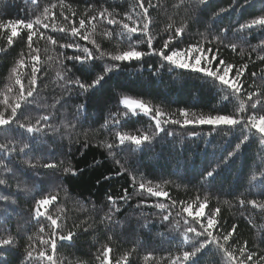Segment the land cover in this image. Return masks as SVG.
Masks as SVG:
<instances>
[{"label": "trees", "instance_id": "16d2710c", "mask_svg": "<svg viewBox=\"0 0 264 264\" xmlns=\"http://www.w3.org/2000/svg\"><path fill=\"white\" fill-rule=\"evenodd\" d=\"M64 2L71 9L65 8V13L71 16L75 12L74 19L78 21L85 13L93 15L101 8L114 9L120 13L117 18H122L135 0ZM51 3L57 4L53 11L59 13V0H38V4H33L32 0H0V24L7 25L17 20L27 22ZM151 3L154 5L149 9L153 47L162 45L171 31L169 24L172 30L186 25L183 35L173 42V47L184 49L199 42L203 47L219 48V57L234 64V71L242 64L248 65L240 77L245 90L264 88V61L258 59L259 55H264V45L260 43L264 41V31L257 28L246 38L237 32L241 24L264 11V0H210L207 5L199 6L196 0H151ZM225 8L229 11L215 15ZM96 23L97 30L92 38L102 50L115 52L118 44L123 49L129 43H137L138 50L147 51L143 36L134 35L132 41L120 40L115 34L119 31L118 26L108 25L106 21ZM17 31L13 45L8 46L7 36L11 30L0 29V48L6 49L0 52V111L5 110L2 103L5 95L10 103H15L12 98L18 94L19 85L14 86L12 92H7L9 84H14V77L11 81L9 79L11 69L17 67V75H21L27 86L31 66L37 63L28 56L26 29L18 26ZM105 31H113V36L103 35ZM48 34L60 43L73 39L64 33ZM217 35L221 36L220 41L214 38ZM75 39L82 46L93 48L88 41ZM34 41V46L40 49L37 87L33 97L29 98L31 103L18 110V118L26 124H35L43 115L50 119L41 120L39 127L42 131L34 135L23 130L7 136L0 134V144H8L9 148L15 149L11 153H0L10 157L11 163L8 159L4 163L13 169V172H8L0 168V179L7 181V186H0V195L9 197L7 201H0V238L11 235L14 240L11 246L0 248V260L6 264H27L25 252L31 250L29 246L36 250L42 247L36 237L47 239L52 230L51 222L42 216L38 223L33 219V209L37 200L49 195H56L57 200L42 207L41 211L46 210V215L58 218L59 230L75 233L70 241H58L57 264H99L95 257L105 244L112 248V259H119L123 253L129 252L130 264H168L170 256L174 257L178 250L186 247L181 239L184 227L181 217H187V213L182 212V208L188 204L195 207L205 198L208 200L206 214L217 207L221 209L219 228L230 231L233 224L237 225L230 243L238 249L247 241L249 249L264 253V227H261L264 214L250 205L244 208L239 205L240 198L264 202V193L250 184L253 174L259 177L264 172V144H260L258 139L245 143L239 154L227 164L221 159L234 150L238 133L226 135L224 131L212 130L211 125L181 127L167 124L165 131L173 133L171 136L161 132L140 147L130 142L124 145L116 142L111 153L106 147L107 143L115 141V131L119 126L113 124V118L117 113H121L119 118L123 131L139 134L154 130V121L144 114L122 115L124 110L119 101L124 96L141 99L154 109L175 114L177 118H180L181 109L205 116L228 114L234 110V103L223 100L230 91L226 86L202 73L186 69L169 71L167 66L160 68L159 57L148 55L140 61L119 62L120 68L109 73L101 85L84 92L67 80L79 78L90 83L95 73L82 76L80 63L66 59L83 53L53 46L35 37ZM230 43L237 45L236 51L226 46ZM46 47L49 49L47 53L44 52ZM254 48L256 51H252ZM22 53L25 66L20 67L16 61ZM94 63L100 70L105 63L113 62L105 57L103 61ZM58 71L64 79L59 78ZM253 72L255 77L251 75ZM5 114H10V109ZM219 127L227 129L229 126ZM190 131L200 135L190 136ZM24 143L30 145L25 149L27 155L19 152ZM48 162L57 164V167H42ZM29 163L37 166L29 167ZM68 166L76 171L75 175L64 171ZM213 168H216L214 178L205 182L206 171ZM141 182L146 187L149 182L154 188L159 185L170 198L141 194ZM125 191L129 198L120 199ZM109 196L116 198V205L111 204ZM173 201L177 202L175 206ZM158 203H164L165 209L156 207ZM117 206L118 212L115 211ZM169 211V221H162V216ZM109 215L112 216L111 221L105 219ZM187 218L191 220V217ZM177 220L181 222L179 231L173 228ZM40 224L45 226L44 233L38 231ZM146 255L152 259L146 261ZM197 259L199 264H222L221 256L211 246L198 254Z\"/></svg>", "mask_w": 264, "mask_h": 264}, {"label": "snow or ice", "instance_id": "6c2138e0", "mask_svg": "<svg viewBox=\"0 0 264 264\" xmlns=\"http://www.w3.org/2000/svg\"><path fill=\"white\" fill-rule=\"evenodd\" d=\"M33 4H38V0H32ZM197 5H207L210 0H196ZM59 7L61 11L56 13L53 11L57 8L56 3H51L45 6L40 14L36 15L29 21H12L7 25L0 24V29H10L11 34L7 36L8 46H12L14 43L13 38L18 36L17 27L22 26L26 29L27 36V47L30 50L28 56L37 61L36 64L31 66V77L28 81L27 86L22 82L21 75H17V67H13L10 73V81L14 77V84L10 83L7 92H12L14 86L19 85L18 94L13 97L15 103H10L7 95L4 96L2 103L5 105V110L0 111V134L7 136L8 134L23 130L28 134H36L41 132L42 129L39 127L40 121H48L50 117L48 115H43L36 120L35 124L24 123L18 118V110L23 106H27L31 103L30 97H33L34 92L37 87V73L40 71L39 61H40V49L34 46V37L37 39L46 40L48 44L56 46L59 45L60 48H71L77 50V53L71 56H67L66 59L70 61L79 62L81 67L79 71L82 76H90L95 73L94 78L91 82H86L83 79L73 78L67 80L69 84H75L79 89L84 92H88L91 89L96 88L101 85V82L105 80V77L112 73L114 70L120 68L119 62H131L133 60L140 61L143 57L148 55L158 56L160 59V68L168 67V70L173 69H186L195 73H202L203 76L211 78L213 81H218L220 85L226 86L228 91L224 96L223 100L229 103H234V110L228 114H216V115H197L194 112H189L187 109L179 110V117L177 118L175 114H167L159 108H153L148 103L141 99H133L129 96H124L120 99L119 103L123 106V116H135L142 112L145 116H148L155 123L154 130L149 133L145 130L143 133L130 134L123 131L122 121L119 118L121 113H117L113 118V124L119 126L115 131V141L107 143L106 147L111 150L116 147V142L119 145H124L126 142H130L132 145L137 147L146 145V143L151 142L155 139L159 133L164 132L165 135L171 136L173 133L165 131V125L167 124H178L181 127L188 125H211L212 130L224 131L227 135L229 132L232 134H237V143L234 146V150L229 151L226 156L222 157L221 162L227 164L231 158L238 155L242 150L245 143L252 139H258L260 144H264V88H253L251 91L244 89L243 81L240 79L244 71L247 69V64H242L238 69L234 71L235 65L225 61L222 57H219V48L212 49L203 47L197 42L196 44H190L188 47L181 49L179 47H173V42L177 37H181L186 29V25L176 27L172 30V25H168V29L171 30L164 39L162 45L158 48L153 47V36L150 30V25H152V19L149 13V9L153 8L154 5L151 0H135V3L130 6V10L124 12L122 18H117L120 13L115 12L113 9L110 11L108 8L99 9L96 14L88 15L85 13L82 15L78 21L74 19L76 13L72 12L71 16L67 15L64 11L68 8L70 11V6L66 5L64 0H59ZM229 9H221L216 16H219L223 12H227ZM98 21H106L108 25L118 26L119 31H116V35L120 40L125 38L128 41H132L134 35H141L145 38L147 51L138 50L137 43H129L126 48H120L117 45V50L115 52H106L101 49L99 43L96 42L92 37L95 35L97 30ZM131 22V23H129ZM260 29L264 31V11L259 15L250 19L244 24L239 26L237 30L238 33H243L244 37L255 29ZM245 30H247L245 32ZM115 31V30H114ZM225 32L228 29L224 30ZM51 32L64 33L70 35L73 39L67 43H60L55 37H53ZM103 35L107 37L113 36V31H105ZM75 38L79 40L88 41L93 45V48H88L82 46ZM217 41L222 38L220 35L214 37ZM264 45V41L260 42ZM230 47L232 51H236L237 45L235 43H230L226 45ZM264 50V49H262ZM6 49L0 48V52H4ZM49 49L46 47L44 52L47 53ZM244 49H241L243 52ZM256 51V49H252ZM215 53V54H214ZM23 53L21 58L16 61V64L20 67L25 66V59L23 58ZM107 57V60L113 63H105L102 69L98 70L96 63L94 61H103ZM183 57V59L181 58ZM50 59V57H49ZM258 59L264 61V55H259ZM158 70V69H157ZM66 71H71L67 69ZM60 79L65 77L57 72ZM253 77L256 73L251 74ZM264 79V77H262ZM10 109V114L6 115L7 110ZM139 110V112H137ZM251 110V111H250ZM227 125V129H222L219 126ZM254 130V131H253ZM211 134V130L210 133ZM190 136H199L200 133L196 131H190L188 133ZM30 145L24 143L22 147L19 148L20 153H24L25 149H29ZM15 149L9 148L8 144H0V153H11ZM8 159L11 163V159L8 156L0 155V168L5 169L8 172H13V169L4 163V160ZM25 163H28L25 161ZM119 163V161H117ZM39 164V161H37ZM37 164L29 163V167L35 168ZM44 168H56L55 163H43ZM219 164H217V168ZM64 171L76 174V171L70 166L65 167ZM216 173V168L207 170L204 175V181L209 182L211 178H214ZM133 182H135V176L132 177ZM250 184L252 187H257L264 193V172L260 174L259 177L253 174L251 176ZM0 186H7V181L5 179H0ZM139 189L141 194L147 193L153 197H169V193L156 185L155 188L151 186H145L143 182L139 184ZM127 192L125 195L120 197V199H128ZM9 197L7 195H0V201H7ZM57 200L56 195L45 196L36 201L34 211V217L38 223L42 216H46V219L51 222V232L47 239L37 235V240H39L42 247L36 250L29 246L31 250H26L25 257L27 264H57V244L58 241H70L75 235L74 232L68 231L63 232L57 222L58 218H54L51 214L46 215V210L41 211L42 207L48 206ZM108 200L111 204L116 205V198L109 196ZM199 200V197H197ZM177 202L173 201V206ZM183 203V202H181ZM228 204L229 201H224ZM208 200L205 198L203 202H199L195 207L192 204L182 208V212L187 213V217H191L189 220L187 217L182 216L183 220V233H182V244L185 245L182 251L178 250V254L174 257L170 256L168 258V264H199L197 259L198 254L203 250L214 248L217 253L221 256L222 264H264V253H258L248 248V242L244 241L243 244L237 249L234 244L230 243L233 234L237 231V225L233 224L230 231H224L219 228L218 225L221 224L219 219L221 209L219 207L215 208L214 211L205 213ZM239 205L244 208L246 205H250L252 209L257 212L264 214V202H259L256 199H239ZM161 210L165 209L164 203H158L156 205ZM115 211H119L117 206ZM171 212L162 216V221H169ZM106 220L111 221L112 216L109 215L105 217ZM249 223H252L249 220ZM181 222L177 220L173 225V228L177 231L180 229ZM79 227V226H77ZM261 227H264L262 225ZM39 233L45 232V226L40 224ZM32 237L29 236V240ZM112 238L109 237V240ZM14 243L13 237L9 235L7 238H0V248L5 246H11ZM35 251V255H34ZM132 251H135L133 249ZM112 248L105 244L98 251L95 259L99 264H130L129 256L131 253L126 252L121 255L119 259H112L110 253ZM238 252V255H237ZM146 261L152 259L150 255L144 257ZM0 264H6V261L0 260Z\"/></svg>", "mask_w": 264, "mask_h": 264}, {"label": "rangeland", "instance_id": "374dc122", "mask_svg": "<svg viewBox=\"0 0 264 264\" xmlns=\"http://www.w3.org/2000/svg\"><path fill=\"white\" fill-rule=\"evenodd\" d=\"M183 59V57H181ZM137 112H139V110H137ZM140 114H143L142 112H140Z\"/></svg>", "mask_w": 264, "mask_h": 264}]
</instances>
